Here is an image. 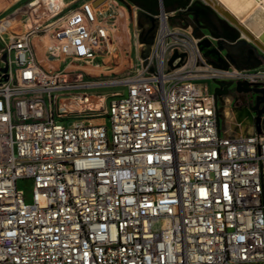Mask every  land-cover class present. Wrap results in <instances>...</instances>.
Instances as JSON below:
<instances>
[{
    "label": "built area",
    "instance_id": "built-area-1",
    "mask_svg": "<svg viewBox=\"0 0 264 264\" xmlns=\"http://www.w3.org/2000/svg\"><path fill=\"white\" fill-rule=\"evenodd\" d=\"M30 5L0 51V264H264V123L232 126L213 93L264 71L212 67L189 6L159 0L141 71L106 99L77 66L104 63L125 10Z\"/></svg>",
    "mask_w": 264,
    "mask_h": 264
},
{
    "label": "rangeland",
    "instance_id": "rangeland-1",
    "mask_svg": "<svg viewBox=\"0 0 264 264\" xmlns=\"http://www.w3.org/2000/svg\"><path fill=\"white\" fill-rule=\"evenodd\" d=\"M35 1L37 0H0V51L5 43L14 36L26 33L34 25L33 18L27 17V9ZM115 1L125 10V15L115 31L113 48L110 54L104 58L103 64L94 63L91 67H87L84 64H78L77 66V68H80L78 74L81 73L82 75L81 83L93 86L92 94L104 95L106 99H109L113 93L123 92L122 82L125 79L134 77L141 71L142 55L145 49V44L139 40V28L134 23V18L137 17L138 13L137 9L125 0ZM60 2L61 0H56L53 3L54 9L58 7ZM63 2L62 7L64 10L61 15L64 16L69 10V8L66 9L68 5H76L81 0H63ZM35 36L32 35L36 59L43 66L42 56L39 55V49L36 44L38 43V38ZM259 71H264V68H259ZM231 109L237 113L243 112L248 117L250 124L242 126L243 130L248 132L255 115L248 109L241 108L237 103H234ZM229 113L230 111H228L227 117ZM19 186L22 187V185ZM24 186L26 187V185ZM27 191L29 192V190Z\"/></svg>",
    "mask_w": 264,
    "mask_h": 264
},
{
    "label": "flooded vegetation",
    "instance_id": "flooded-vegetation-1",
    "mask_svg": "<svg viewBox=\"0 0 264 264\" xmlns=\"http://www.w3.org/2000/svg\"><path fill=\"white\" fill-rule=\"evenodd\" d=\"M132 6L137 9V20L136 24L139 28L140 35L139 40L142 43H152L155 36V24L151 23L147 19V15L142 10L152 9V3L150 0H125ZM188 1L186 6L179 9H184L189 6V10L196 6H206L203 0H165L166 7L169 9H176L178 5ZM210 8V7H209ZM175 11V10H172ZM214 19L208 20V23L196 20V17L192 16V22L190 24L193 27L195 34L209 33L214 39L215 44L213 47L205 52V57L208 60V63L218 70H224V67L227 69L225 71L235 69L236 67L242 70H254L261 67H264V53L258 50V48L253 45L251 42L246 41L240 34V32L229 25L223 18L214 11ZM180 18H187L188 14L179 15ZM221 49V50H220ZM262 54V55H261ZM231 84L230 87L226 89L227 94L221 95L215 98L216 103L220 108H227L226 114L228 111L232 110L231 107L234 103H237L241 108L246 109H256V111L264 110V104H261V95L249 92L247 94H238L235 91L236 84L228 82ZM217 86H215V89ZM251 90H264L262 87H250ZM223 91V90H222ZM259 100V101H258ZM259 104H257L258 102ZM256 115V112L253 113ZM262 123H264V117H262Z\"/></svg>",
    "mask_w": 264,
    "mask_h": 264
},
{
    "label": "bare ground",
    "instance_id": "bare-ground-1",
    "mask_svg": "<svg viewBox=\"0 0 264 264\" xmlns=\"http://www.w3.org/2000/svg\"><path fill=\"white\" fill-rule=\"evenodd\" d=\"M55 1L56 0H37L32 5H30V7H37L32 9L31 12L36 14V12L41 8L39 6L41 4L52 12L53 10L61 7L63 4V0H61L60 4H58V7L54 9L53 3ZM203 1L213 11L218 13L223 18V20L235 27L240 32L242 37L246 39V41L251 42L258 48L259 51L264 53V0ZM39 18L40 17H37V20H39ZM230 112L233 113H229L228 115L229 120L232 119V126L238 127V122H242V117L239 115L240 113L234 112L232 110Z\"/></svg>",
    "mask_w": 264,
    "mask_h": 264
},
{
    "label": "water",
    "instance_id": "water-1",
    "mask_svg": "<svg viewBox=\"0 0 264 264\" xmlns=\"http://www.w3.org/2000/svg\"><path fill=\"white\" fill-rule=\"evenodd\" d=\"M161 2H162V0H161ZM188 14L191 15V16L196 17V20L202 21V22H204V23L207 24L208 23V20H213L214 19V14L215 13L209 7L199 6L198 5V6H196V9L194 7L191 10H189L188 11ZM144 44H145V49H144L143 55H142V59L143 60L149 56V53H150V44L151 43H144ZM200 46H201V49H203V48L209 47V44L206 43V42H203V43L200 44ZM176 58H177L176 55H174L171 58V60L169 62V65L170 66H171V64L173 63V61ZM6 60H7V55L6 54H2V56L0 58V62H2V63L5 64V67L4 68H1L0 67V71L2 73H6L7 70H8L7 65H6ZM226 69L227 68L224 67V70H226ZM236 70L237 71H240V68L236 67ZM214 84L217 86V88L214 89V91H213L215 98H217V97H219L221 95H226L227 94L226 89L231 86L230 83H224V82H215ZM235 86H236L235 91L238 94H247L249 92H253L255 94L261 95V98H259V99L261 100V104H264V90H262V89L261 90H251V89H249L251 86L249 84H247V83H244V82H238ZM257 104H259V102ZM248 110L251 113L256 112V115L253 118V121H251V124H253V122H254V127H255L256 133L257 134H261L260 124H261L262 117H264V110H261V111H256V109H248Z\"/></svg>",
    "mask_w": 264,
    "mask_h": 264
},
{
    "label": "trees",
    "instance_id": "trees-1",
    "mask_svg": "<svg viewBox=\"0 0 264 264\" xmlns=\"http://www.w3.org/2000/svg\"><path fill=\"white\" fill-rule=\"evenodd\" d=\"M151 3H152V9H145L143 8L142 10L145 12L146 15H149V16H155L157 13H158V10H159V0H150ZM188 1H184L183 3H181L180 5H178L176 7V9H169L166 7V4H165V0H162V6L164 8L165 11H172V10H177L178 8H183L184 6H186Z\"/></svg>",
    "mask_w": 264,
    "mask_h": 264
},
{
    "label": "crops",
    "instance_id": "crops-1",
    "mask_svg": "<svg viewBox=\"0 0 264 264\" xmlns=\"http://www.w3.org/2000/svg\"><path fill=\"white\" fill-rule=\"evenodd\" d=\"M35 43H36V42H35ZM36 44H38V43H36ZM37 46H38V45H37ZM38 49H39V46H38ZM38 53H39V55L41 56V50H40V49H39V52H38ZM230 113H231V112H230ZM239 115L242 117V122H238L240 126H244V125H246V124H247V125L250 124V123H249L250 120H249L248 117L245 115V113L242 112V113H240ZM231 121H232V119L229 120L230 124L232 125L233 123H231ZM246 121H247V122H246ZM234 122H236V121H234ZM234 127H236V126H234Z\"/></svg>",
    "mask_w": 264,
    "mask_h": 264
}]
</instances>
